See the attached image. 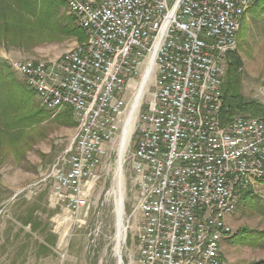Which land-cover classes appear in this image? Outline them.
<instances>
[{
	"label": "built area",
	"instance_id": "2783aa9c",
	"mask_svg": "<svg viewBox=\"0 0 264 264\" xmlns=\"http://www.w3.org/2000/svg\"><path fill=\"white\" fill-rule=\"evenodd\" d=\"M256 1L65 0L85 41L9 62L40 107L76 124L44 178L57 202L87 205L118 138L117 170L129 166L136 194L121 215L124 239L137 220L130 264H228L230 218L264 179V119L221 117L227 57Z\"/></svg>",
	"mask_w": 264,
	"mask_h": 264
},
{
	"label": "rangeland",
	"instance_id": "374dc122",
	"mask_svg": "<svg viewBox=\"0 0 264 264\" xmlns=\"http://www.w3.org/2000/svg\"><path fill=\"white\" fill-rule=\"evenodd\" d=\"M259 1L242 18L230 55H236L241 62L243 97L264 105V3ZM60 16L74 18L65 6L60 8ZM76 44L80 42L74 38L35 43L30 48L2 44L0 64L55 59ZM10 73L23 82L11 69ZM64 113L65 110L51 113L40 124L21 163L15 164L10 158L0 164V264H118L116 200L121 193L122 211L129 215L136 201L131 184L133 174L125 164L118 175V138H115L107 147L111 154L98 170L99 179L89 192L87 205L76 213L57 202L52 183L44 178L65 154L75 133L73 118L70 125L56 122V117ZM31 211L36 231L22 224ZM122 219L124 222V216ZM229 225L232 234L222 243L228 264H263L264 179L253 189L243 191ZM130 226L124 243L120 244L122 264H130V256L137 250L136 218L130 221Z\"/></svg>",
	"mask_w": 264,
	"mask_h": 264
},
{
	"label": "trees",
	"instance_id": "16d2710c",
	"mask_svg": "<svg viewBox=\"0 0 264 264\" xmlns=\"http://www.w3.org/2000/svg\"><path fill=\"white\" fill-rule=\"evenodd\" d=\"M62 6L65 0H0V45L30 48L35 43L71 38L82 43L86 39L84 32L75 24V18L60 16ZM230 54L223 85L222 119H264V105L246 100L241 94V62ZM34 98V93L10 73L9 66L0 64V164L10 158L15 164L21 163L40 124L50 118L51 113L39 107ZM72 118L71 112L65 110L56 122L70 125ZM22 224L36 231L33 211Z\"/></svg>",
	"mask_w": 264,
	"mask_h": 264
},
{
	"label": "bare ground",
	"instance_id": "6f19581e",
	"mask_svg": "<svg viewBox=\"0 0 264 264\" xmlns=\"http://www.w3.org/2000/svg\"><path fill=\"white\" fill-rule=\"evenodd\" d=\"M125 138H123V142L125 141ZM120 171L118 170V175H120L119 173ZM122 197H121V193H119L118 198L116 200V215H117V242H118V246H117V250H120V244L123 243L124 241V235H123V225H122V220H121V215H122Z\"/></svg>",
	"mask_w": 264,
	"mask_h": 264
},
{
	"label": "water",
	"instance_id": "95a60500",
	"mask_svg": "<svg viewBox=\"0 0 264 264\" xmlns=\"http://www.w3.org/2000/svg\"><path fill=\"white\" fill-rule=\"evenodd\" d=\"M116 218H117V215H116ZM116 256H117L118 264H121V256H120L119 250L116 251Z\"/></svg>",
	"mask_w": 264,
	"mask_h": 264
},
{
	"label": "crops",
	"instance_id": "0c3cea01",
	"mask_svg": "<svg viewBox=\"0 0 264 264\" xmlns=\"http://www.w3.org/2000/svg\"><path fill=\"white\" fill-rule=\"evenodd\" d=\"M223 246V245H222ZM222 252H223V249H222Z\"/></svg>",
	"mask_w": 264,
	"mask_h": 264
}]
</instances>
